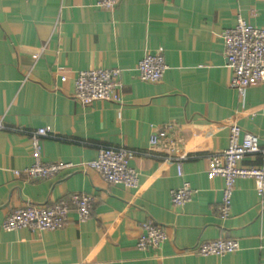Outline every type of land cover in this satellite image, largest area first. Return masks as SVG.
Wrapping results in <instances>:
<instances>
[{
	"label": "crops",
	"instance_id": "0c3cea01",
	"mask_svg": "<svg viewBox=\"0 0 264 264\" xmlns=\"http://www.w3.org/2000/svg\"><path fill=\"white\" fill-rule=\"evenodd\" d=\"M96 2L0 0V264H264V193L238 179L223 219V180L207 174L208 155L227 147L232 125L264 142V83L243 99L231 89L220 37L239 18L264 29V0H121L112 10ZM159 48L167 66L161 81H140L137 63ZM94 69L120 71L121 106L73 100L76 74ZM167 125L185 156L181 177L173 155L149 146ZM46 127L42 161L74 167L28 180L29 133ZM100 147L135 152L136 188L108 185L84 168ZM239 165L264 167V156ZM184 184L194 194L175 207L170 193ZM74 194L93 198L85 222L70 212L61 230L3 231L13 210ZM145 222L165 233L160 248L136 246ZM219 238L237 241L239 251L197 254L198 245Z\"/></svg>",
	"mask_w": 264,
	"mask_h": 264
},
{
	"label": "built area",
	"instance_id": "2783aa9c",
	"mask_svg": "<svg viewBox=\"0 0 264 264\" xmlns=\"http://www.w3.org/2000/svg\"><path fill=\"white\" fill-rule=\"evenodd\" d=\"M121 0H97L96 6L103 10L114 9ZM252 16L255 12L251 11ZM224 57L232 75L230 87L240 98H244L246 90L264 83V29L248 25L238 19L234 26L220 34ZM39 54H33L36 61ZM138 79L142 82L158 83L167 70L163 58V49L146 54L136 65ZM72 98L82 106H89L98 101H108L118 106L122 104L120 71L118 69H94L79 71L74 77ZM1 128V125H0ZM51 133L50 128H40L30 132V154L32 164L22 171L28 180L49 179L59 172L70 169L74 165L44 163L42 161L41 138ZM179 139L173 134V126L167 125L160 133L152 134L149 146L174 156L177 176H182V162L185 156L179 154ZM261 154L264 156V142L261 146L259 137L252 133H243L237 125L229 129L227 147L219 153H211L207 157V174L212 178H221L223 188L221 201L217 208L223 219L229 217L232 194L238 179L253 182L256 193H264V167L240 166L246 156ZM135 152L126 147H100L94 161L84 164L85 169L97 172L108 185H117L125 189H134L138 185L139 175L131 168L130 161ZM15 171V174H19ZM194 191L188 184L173 189L170 193L171 204L181 207L188 203ZM93 204L91 195L74 194L69 201L59 200L51 206L21 207L10 212L2 223L5 232H16L21 229L29 231H56L68 225V214L73 212L78 222L89 219ZM141 234L136 246L140 250L158 249L166 235L158 225L145 222L140 225ZM239 251V244L233 239L219 238L197 246L196 252L201 257H222Z\"/></svg>",
	"mask_w": 264,
	"mask_h": 264
}]
</instances>
